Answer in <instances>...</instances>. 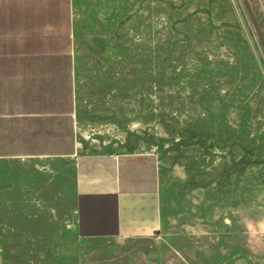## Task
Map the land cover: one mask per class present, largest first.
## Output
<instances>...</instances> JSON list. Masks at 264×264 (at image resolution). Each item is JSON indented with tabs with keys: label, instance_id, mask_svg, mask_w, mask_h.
Instances as JSON below:
<instances>
[{
	"label": "rangeland",
	"instance_id": "374dc122",
	"mask_svg": "<svg viewBox=\"0 0 264 264\" xmlns=\"http://www.w3.org/2000/svg\"><path fill=\"white\" fill-rule=\"evenodd\" d=\"M95 1L115 7L125 71L105 79L119 89L89 91L105 111L89 132L155 149L159 228L80 237L71 200L27 176L17 191L1 159L10 264H264V0Z\"/></svg>",
	"mask_w": 264,
	"mask_h": 264
},
{
	"label": "crops",
	"instance_id": "0c3cea01",
	"mask_svg": "<svg viewBox=\"0 0 264 264\" xmlns=\"http://www.w3.org/2000/svg\"><path fill=\"white\" fill-rule=\"evenodd\" d=\"M98 4L0 0V160L17 163V191L27 176L34 191L48 186L71 200L65 208L78 236L150 235L161 221L155 149L101 147L89 132L105 114L89 91L119 89L105 79L125 71L120 19ZM0 264H10L1 243Z\"/></svg>",
	"mask_w": 264,
	"mask_h": 264
}]
</instances>
